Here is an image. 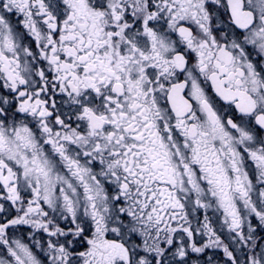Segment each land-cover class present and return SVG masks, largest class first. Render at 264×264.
I'll use <instances>...</instances> for the list:
<instances>
[{
	"label": "snow or ice",
	"instance_id": "1",
	"mask_svg": "<svg viewBox=\"0 0 264 264\" xmlns=\"http://www.w3.org/2000/svg\"><path fill=\"white\" fill-rule=\"evenodd\" d=\"M0 264H264V0H0Z\"/></svg>",
	"mask_w": 264,
	"mask_h": 264
}]
</instances>
